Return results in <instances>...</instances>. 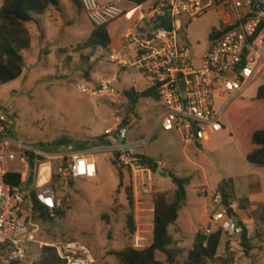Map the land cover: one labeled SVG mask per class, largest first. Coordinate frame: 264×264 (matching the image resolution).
Wrapping results in <instances>:
<instances>
[{"label": "rangeland", "instance_id": "obj_1", "mask_svg": "<svg viewBox=\"0 0 264 264\" xmlns=\"http://www.w3.org/2000/svg\"><path fill=\"white\" fill-rule=\"evenodd\" d=\"M117 1L100 0L101 3ZM130 1L133 0H127L126 5ZM149 6L150 2L144 5L145 8ZM137 15H134L135 19ZM118 21L108 25L117 27L112 31L113 40L108 48H85L84 43L94 25L82 7L72 0H60L59 7L40 17V25L36 22L28 24L32 48L24 51V72L18 80L0 86V116L13 122L14 138L53 155L87 151L85 153L95 157L98 168L95 178H77L67 184L61 177L54 178L60 161L52 160L51 184L56 188L65 215L63 218L35 215L34 240L25 244L24 257L14 262L35 264L41 258L44 246L59 248L77 241L90 249L91 256H77L73 264L80 261L119 264L112 251L129 246L145 248L152 244L155 199L158 194L171 199L177 185L173 178L160 176L139 161L131 166L116 158V141L106 132L119 122L129 125L127 143L153 135L150 143L133 150L132 156L146 155L154 162L162 160L165 164L162 168L174 173L176 179L190 178L186 186V203L180 209L178 220L170 227L173 247L182 250L176 264H184L200 231L201 218L222 209L216 202L217 190L227 179H232L234 184L229 191L235 199L230 204L233 203L238 216L249 228L253 249L244 255L232 253L226 249L222 237L218 255L233 256L234 264H264V166L252 164L244 156L242 145L247 122L240 120L242 130L233 126L231 133L226 118L228 129L213 135L207 144L199 148L184 147L174 130L160 125L164 106L158 98L143 96L135 112L132 111L125 91L134 78H140V74L134 68L118 67L110 59L111 52H121L123 57L127 55L122 51L125 27L117 26ZM223 25L220 11L213 10L187 22L180 37L201 55L211 33L219 31ZM117 72L122 80L118 87L124 93L115 102L92 98L78 90L79 84H96ZM262 84L264 73L238 100L255 102ZM143 86L141 80L137 88L143 89ZM133 114L138 118L135 124H131ZM250 114L252 120H263L264 103L255 105ZM41 175L36 160L29 161L22 184L24 191L36 180L40 181ZM129 187L134 196L135 233L128 227L131 213L127 196ZM5 249L6 252L0 254V264H13ZM158 258L165 260L160 252Z\"/></svg>", "mask_w": 264, "mask_h": 264}, {"label": "built area", "instance_id": "obj_2", "mask_svg": "<svg viewBox=\"0 0 264 264\" xmlns=\"http://www.w3.org/2000/svg\"><path fill=\"white\" fill-rule=\"evenodd\" d=\"M126 1L81 0V3L95 27L108 26L128 12L138 14L135 24L122 37V51L127 55L110 54L118 67L134 68L140 74L126 90L155 91L164 106L160 125L174 130L184 147L207 144L213 135L228 129L229 106L264 73V0H147L150 2L147 8L146 2L139 5L133 0L126 5ZM213 10L220 11L224 25L200 55L183 43L180 32L187 22ZM141 80L143 89L137 88ZM121 82L117 72L96 84H79L78 90L92 98L115 102L124 93L118 87ZM132 117L131 124H135L138 118L134 114ZM13 129V122L0 116V244L7 248L10 261H19L26 253L25 244L34 240L35 215H41L37 207L43 205L52 213L60 204L56 188L51 184L52 160L60 161L57 173L67 184L77 178H95L98 168L91 156L78 152L53 155L23 143L12 136ZM118 131L117 139L113 134ZM106 134L116 141L117 159L131 166L138 161L132 151L144 148L153 138L150 135L127 143L129 125L119 122ZM32 159L38 164V174L43 166H50L48 182L40 184L36 180L29 191H24L7 181L9 173L27 176L28 162ZM154 163L165 166L162 160ZM216 202L222 209L209 215L214 224L221 226L226 249L244 255L243 226L238 218L228 214L221 194H217ZM57 251L60 257L68 258L67 264H72L77 256H91L90 249L77 241L57 247Z\"/></svg>", "mask_w": 264, "mask_h": 264}, {"label": "trees", "instance_id": "obj_3", "mask_svg": "<svg viewBox=\"0 0 264 264\" xmlns=\"http://www.w3.org/2000/svg\"><path fill=\"white\" fill-rule=\"evenodd\" d=\"M75 5L82 7L81 0H72ZM139 5L147 0H136ZM0 86L18 80L26 67L24 51L32 48V35L28 27L29 23L36 22L40 25V17L43 16L51 6L59 7L60 0H0ZM83 8V7H82ZM219 32L211 33L210 38L215 37ZM112 42V36L108 31V26L93 28V31L84 43L85 48H108ZM126 96L130 102V108L135 112V107L141 97H157L155 91L145 90L142 92L134 89L126 90ZM264 103V84L260 85L255 97V102L244 103L234 100L229 106L226 118L231 126L241 128L240 120L247 122L245 128V139L242 145L244 156L247 161L258 166H264V119L261 121L251 119V111L255 105ZM235 129V128H234ZM242 130V128H241ZM140 164L146 165L156 172L158 166L154 160L146 155L136 156ZM117 158V153H116ZM58 167V165H57ZM54 178L60 175L55 171ZM122 185L123 174L120 171ZM9 183L21 186L23 184L22 174L9 173L6 176ZM190 178H177L175 184L177 189L171 199L165 194H158L155 199L154 210V237L151 245L145 248L129 246L119 251H112L119 261V264H176L182 254V250L173 247V237L170 234V227L179 218L180 209L186 203L187 189ZM234 186L232 179L222 181L217 190L221 194L223 201L230 198V189ZM128 201L131 213L128 218V227L131 233L136 231L134 219V196L131 187L127 190ZM229 215L239 216L231 203L227 208ZM64 211L59 204L52 213L47 210L41 217L63 218ZM239 223L244 228L243 243L246 247V254L253 249L250 245L249 228L240 219ZM210 229V232H208ZM222 228L214 224L210 215H204L200 220V231L197 233L193 247L189 250L184 264H234L233 256L218 255L222 240ZM6 252L4 246L0 244V254ZM165 256V260L158 258V253ZM13 264H16L12 261ZM67 257H60L56 247L44 246L41 250V258L35 264H67Z\"/></svg>", "mask_w": 264, "mask_h": 264}, {"label": "crops", "instance_id": "obj_4", "mask_svg": "<svg viewBox=\"0 0 264 264\" xmlns=\"http://www.w3.org/2000/svg\"><path fill=\"white\" fill-rule=\"evenodd\" d=\"M54 7L55 6H51L49 9H48V11L49 12H51L52 11V9H54ZM55 9H57V8H55ZM136 14V12H128L126 15H124L123 17H121L120 19H118L119 21L117 22V26H124L125 27V31L128 29V28H130L133 24H135V22H136V20H135V18H134V15ZM40 20V19H39ZM119 23V24H118ZM116 28L117 27H111V26H108V31L110 32V34H111V36H112V31H116ZM112 40H113V36H112ZM116 135V134H115ZM117 145V144H116ZM205 145V144H204ZM203 145V146H204ZM190 147H197V146H190ZM197 148H199V147H197ZM85 152H87V151H80V152H78V153H82V154H85V155H88V156H91L92 158L94 157L92 154H89V153H85ZM95 158V157H94ZM93 158V159H94ZM95 160V159H94ZM25 179H26V176L24 175L23 177H22V181L24 182L25 181ZM40 184H41V182H40ZM33 185V184H32ZM32 185H31V187H32ZM30 187V188H31ZM21 188H22V185H21ZM30 188H28V189H26L27 191H29L30 190ZM23 189V188H22ZM24 190V189H23ZM242 219V218H241Z\"/></svg>", "mask_w": 264, "mask_h": 264}, {"label": "water", "instance_id": "obj_5", "mask_svg": "<svg viewBox=\"0 0 264 264\" xmlns=\"http://www.w3.org/2000/svg\"><path fill=\"white\" fill-rule=\"evenodd\" d=\"M168 30H170V28H167ZM180 86H181V91L183 93V95L185 94V88H184V82L181 81L180 82ZM123 126L121 125L120 128H122ZM119 131L116 133L115 135V138H119ZM156 173L159 174L160 176H163V177H170V178H173V180H176V175L172 172H169L167 171L165 168H162V167H158L157 170H156ZM235 199V196H231L230 198L228 199H225L224 202H223V205L224 207H228L230 205V202L233 201ZM37 210L39 212V214H43L45 213L46 211V207L43 206V205H39L37 207ZM241 219V217H239V220Z\"/></svg>", "mask_w": 264, "mask_h": 264}, {"label": "bare ground", "instance_id": "obj_6", "mask_svg": "<svg viewBox=\"0 0 264 264\" xmlns=\"http://www.w3.org/2000/svg\"><path fill=\"white\" fill-rule=\"evenodd\" d=\"M41 179H40V182L41 184H44L46 182L49 181V177H50V166L47 165V166H43L42 170H41ZM73 264V263H72ZM74 264H83L81 262H77V263H74Z\"/></svg>", "mask_w": 264, "mask_h": 264}]
</instances>
